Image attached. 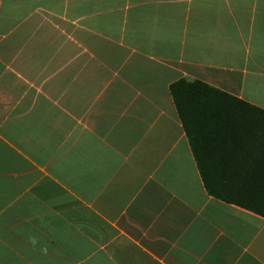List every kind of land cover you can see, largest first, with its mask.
Segmentation results:
<instances>
[{"label":"crops","instance_id":"1","mask_svg":"<svg viewBox=\"0 0 264 264\" xmlns=\"http://www.w3.org/2000/svg\"><path fill=\"white\" fill-rule=\"evenodd\" d=\"M181 80L264 110V0H0V264H264V218L204 186Z\"/></svg>","mask_w":264,"mask_h":264},{"label":"trees","instance_id":"2","mask_svg":"<svg viewBox=\"0 0 264 264\" xmlns=\"http://www.w3.org/2000/svg\"><path fill=\"white\" fill-rule=\"evenodd\" d=\"M204 186L214 198L264 218V110L199 81L170 88Z\"/></svg>","mask_w":264,"mask_h":264}]
</instances>
